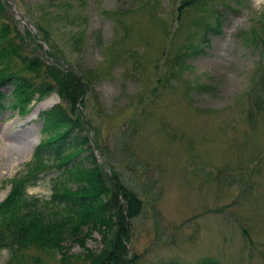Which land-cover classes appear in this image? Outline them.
<instances>
[{"label":"rangeland","instance_id":"obj_1","mask_svg":"<svg viewBox=\"0 0 264 264\" xmlns=\"http://www.w3.org/2000/svg\"><path fill=\"white\" fill-rule=\"evenodd\" d=\"M1 20L44 64L30 78L77 88L74 116L91 125L112 188L139 202L112 200L108 225L83 224L54 250L3 249L0 264H264V0H0ZM59 89L0 110V202L32 172L38 113L71 109ZM45 166L29 194L51 193Z\"/></svg>","mask_w":264,"mask_h":264},{"label":"trees","instance_id":"obj_2","mask_svg":"<svg viewBox=\"0 0 264 264\" xmlns=\"http://www.w3.org/2000/svg\"><path fill=\"white\" fill-rule=\"evenodd\" d=\"M12 26L14 27L11 30ZM23 33L32 41L33 35L29 28H24ZM21 35L14 24L0 21V110L9 106L19 107V112L27 111L28 105L36 99L35 95L37 99L42 98L52 87L57 93V89L63 87V90L59 89V93L64 100H69L71 109L57 103L38 113L42 119V129L46 132L33 151L32 172L29 171L30 175L24 183L14 185L0 202V251L6 249L12 253L26 250L30 246H38L43 250L61 248V243L73 238L83 224L108 225L116 215L112 200H127L129 205L133 204L131 201L139 202L135 193L120 183L118 190L112 188L111 181L115 174L102 157L96 135L90 130L91 125L84 119L83 114L81 118L74 116L72 105L76 101L71 99L75 97L77 88L68 89L65 82L56 86L55 83L39 80L38 77L30 78L34 74L39 75L44 64L39 62L38 57L19 48L22 47L19 46L20 41L23 42ZM17 36L21 39L18 42ZM46 53V58L54 60L52 55ZM10 61H16L20 67L14 70L9 68L7 65ZM69 71L67 73L70 75L63 76L77 79L73 71ZM5 87H11L9 95L3 91ZM8 96L11 97L9 102L6 101ZM76 107L77 104L74 111ZM86 138L92 144L89 152L92 164L88 165L84 175L78 179L74 177L79 170L75 166L79 160L85 159L81 155L84 148L78 152L76 150L87 142ZM69 154L73 156L69 157ZM46 164L52 165L57 171L52 177L51 193L48 197L29 194L28 186L35 185L36 179L41 178L40 172L47 167ZM74 185L86 193L72 196L66 192ZM93 257L89 255L92 262L93 259L90 258ZM82 261L85 264L87 260ZM198 264L216 262L207 258Z\"/></svg>","mask_w":264,"mask_h":264}]
</instances>
